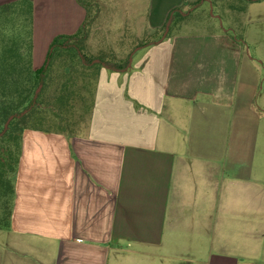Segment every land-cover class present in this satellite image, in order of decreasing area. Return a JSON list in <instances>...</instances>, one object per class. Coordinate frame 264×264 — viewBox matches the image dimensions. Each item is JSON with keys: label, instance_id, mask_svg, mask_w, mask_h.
<instances>
[{"label": "crops", "instance_id": "crops-1", "mask_svg": "<svg viewBox=\"0 0 264 264\" xmlns=\"http://www.w3.org/2000/svg\"><path fill=\"white\" fill-rule=\"evenodd\" d=\"M182 2L123 4L147 7L152 34ZM32 3L37 70L85 10L76 0ZM242 22L240 43L226 31L178 34L139 47L124 71L102 68L75 136L24 130L0 264H211L212 241L236 264H264V158L227 159L249 135L264 154L248 54L264 53V0L248 4ZM232 228L233 243L216 238Z\"/></svg>", "mask_w": 264, "mask_h": 264}, {"label": "trees", "instance_id": "trees-1", "mask_svg": "<svg viewBox=\"0 0 264 264\" xmlns=\"http://www.w3.org/2000/svg\"><path fill=\"white\" fill-rule=\"evenodd\" d=\"M76 1L85 10L83 22L74 33L52 39L44 64L37 70L32 67V0L0 4V199L8 207L6 216L0 218V228H9L23 131L77 135L88 121L100 70L129 68V58L95 57L85 47L98 8L91 0ZM203 1L209 0H183L137 47L176 36L185 14ZM258 1L262 0H235L231 8L243 14L248 4ZM232 36L243 42V29Z\"/></svg>", "mask_w": 264, "mask_h": 264}, {"label": "rangeland", "instance_id": "rangeland-1", "mask_svg": "<svg viewBox=\"0 0 264 264\" xmlns=\"http://www.w3.org/2000/svg\"><path fill=\"white\" fill-rule=\"evenodd\" d=\"M91 1L96 4L98 11L85 41V47L95 57L106 55L108 58L110 56L122 60L129 58L131 61L136 57L137 49L141 47L137 46L150 36V33L145 29L146 23L142 16L147 7H143L142 3L129 7L123 4L126 0ZM234 2L235 0H209L196 4L185 14L184 20L179 24L175 34H203L226 31L229 34L238 36L243 27V22L242 14L231 8ZM248 54L255 58L257 65L250 82L251 84L255 83L257 86L254 100L260 109L264 111V62L259 61L260 58H264V53L260 49L255 50L250 47ZM235 126L236 122L234 120L231 131L227 135V138L232 141L235 135ZM253 143H255L254 146ZM259 143L258 136L254 137L253 140L252 135H249L244 140L241 151L235 153L233 149H228V161L231 158L241 157L244 163L249 164L255 159H263L264 154L259 151ZM226 168L229 169V165ZM7 209L8 207L4 208L2 199H0V218L6 216ZM235 218L236 215L229 221V227L234 228ZM233 228L229 231H216V238H219L222 233V238L233 243L236 232ZM211 254V264H236L238 262V259L231 255L232 253L227 254L220 251V246L216 241H212ZM222 254H224L225 259L219 261L218 259Z\"/></svg>", "mask_w": 264, "mask_h": 264}, {"label": "water", "instance_id": "water-1", "mask_svg": "<svg viewBox=\"0 0 264 264\" xmlns=\"http://www.w3.org/2000/svg\"><path fill=\"white\" fill-rule=\"evenodd\" d=\"M11 119V117L8 119V121L6 122V124H5V127H6V125H7V123L9 122V120Z\"/></svg>", "mask_w": 264, "mask_h": 264}, {"label": "built area", "instance_id": "built-area-1", "mask_svg": "<svg viewBox=\"0 0 264 264\" xmlns=\"http://www.w3.org/2000/svg\"><path fill=\"white\" fill-rule=\"evenodd\" d=\"M242 264H244V263H242ZM252 264V263H251Z\"/></svg>", "mask_w": 264, "mask_h": 264}]
</instances>
